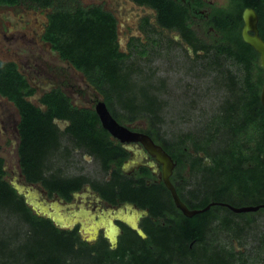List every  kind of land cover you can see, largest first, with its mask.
Returning a JSON list of instances; mask_svg holds the SVG:
<instances>
[{"label": "trees", "instance_id": "trees-1", "mask_svg": "<svg viewBox=\"0 0 264 264\" xmlns=\"http://www.w3.org/2000/svg\"><path fill=\"white\" fill-rule=\"evenodd\" d=\"M134 1L156 11L157 24L146 17L142 26L145 32L177 31L196 57L204 58L213 52L214 66L227 58L242 69L243 77L239 78L230 69L222 72L216 68V72L223 74L218 83L224 84L227 96L201 129L172 138L165 136L161 115L165 102L158 96L160 86L148 82L150 75L141 78L145 79L141 85L136 83L134 77L142 71L134 64H126L132 52L120 47L118 19L104 3L0 0V6L23 5L46 12L43 40L84 75L119 122L126 124L144 117L148 124L146 133L177 159L180 197L191 208L203 209L215 204L187 216L175 205L164 184L149 187L144 181L120 179L119 174H114L112 180L97 182L86 174L64 175L60 173L61 166L53 170L50 160L59 153L60 159H70L69 145H62L64 137L94 155L106 171L112 156L123 149L114 147L107 138L110 133L102 126L94 107L74 105L60 88L45 92L38 99L40 105L32 102L30 98L35 96L36 88L16 62L0 59V96L10 101L19 113V164L26 181L40 183L50 195L58 193L67 200L72 192L90 183L109 200L119 196L121 201L136 202L141 208L150 209V215L141 223L147 238L123 225L125 233L116 247L103 236L95 243L89 242L82 239L78 227L60 228L52 219L37 214L24 194L5 178V159L0 155V216L3 213L16 216L26 226L22 233L16 230L10 235L1 230L0 264H260L257 257L264 259V255L261 257L264 229L253 236L255 256L237 250L233 244L227 246L219 239V233L226 231L241 242L243 234L251 228L247 227L251 225L248 215L264 213V206L237 213L224 204L236 207L264 204L261 101L264 67L259 53L242 35L243 12L253 8L259 15L258 26L264 38V0H229L228 7H215L211 23L223 33L217 41L209 42L200 38L192 27V12L182 0ZM148 39L153 47L159 45L160 39ZM131 40L129 49L134 47L142 56L148 54L149 44L134 37ZM139 47L143 48L138 50ZM199 61L197 66L203 63ZM163 84L162 80L160 85ZM61 120L68 122L65 129L58 123ZM187 165L190 176L183 175Z\"/></svg>", "mask_w": 264, "mask_h": 264}, {"label": "rangeland", "instance_id": "rangeland-1", "mask_svg": "<svg viewBox=\"0 0 264 264\" xmlns=\"http://www.w3.org/2000/svg\"><path fill=\"white\" fill-rule=\"evenodd\" d=\"M85 5L89 4H107L114 9V13L118 19L119 41L122 50L132 52L127 59L126 64H134V67L141 69L142 74L134 77L137 84L141 85L145 79H141L148 75L151 76L148 82H153L156 86H160L159 98L165 102L161 115L164 123L162 132L164 131L167 138L173 135L184 133L188 130H199L209 122L211 116L217 112L219 106L227 96L226 87L221 82L222 72L230 69L232 73L238 74L239 78L242 69L232 62L230 59L222 58L220 64L214 66L212 63L215 56L211 52L207 57L198 58L194 55L191 48L182 41L178 32H152L142 29L141 20L147 15L154 14L151 9L144 10L142 7L133 5L129 0H81ZM218 8L228 7L229 0H211ZM152 16V15H151ZM47 22L46 12L29 10L23 5L17 7H0V59L13 60L19 64L20 70L26 75L30 83L36 88L35 96L31 97V101L40 105L38 99L41 95L54 88H60L68 95H72L75 105L90 106L95 105L94 99H102V96L96 93L94 87L84 75L77 71L67 61L60 58L59 54L52 50L51 45L42 40V33ZM136 30L135 35H129L128 30ZM130 36L127 40L126 37ZM137 38L147 45V55H140L134 47L129 49V42L132 38ZM149 37L160 39L159 45L152 46ZM172 37L174 40L169 41ZM222 35L214 34L210 40L220 39ZM139 41V40H138ZM138 41L136 42L137 44ZM139 46H141L139 44ZM143 47H139L141 50ZM198 58V59H197ZM201 60L202 65H196ZM201 71V72H200ZM206 72V73H205ZM198 74L200 76H198ZM147 78V77H146ZM217 79V80H215ZM163 85H160L161 81ZM224 80V78L222 79ZM138 93V92H136ZM85 103V105H84ZM119 108V106L117 105ZM121 113L123 111L121 110ZM124 119V118H122ZM132 125H141L146 127L147 120L142 117ZM19 113L15 106L6 98L0 96V155L5 159V178L11 183L19 186L21 193L34 211L43 214L40 198L29 196L30 192L38 191L36 184L33 186H25L22 183L23 175L19 164V133H18ZM61 122V121H60ZM63 146L71 145L70 142L63 140ZM64 153V150H63ZM85 155V156H84ZM61 157L60 153L54 160H50L53 169L61 166L66 175H74L84 173L94 178L100 173V163L96 158L92 159L85 154V151L72 152L69 160ZM88 159V160H87ZM189 165L183 170L187 176L189 174ZM192 182L188 188L193 185ZM23 187V189L21 188ZM39 193V192H38ZM59 205V204H57ZM49 207V206H46ZM62 206H60L61 208ZM86 211V206L82 207ZM73 209H60L62 221H66V216L71 214ZM48 212L53 213V210ZM94 212L88 215V219H82L81 225L86 227L83 235L86 239L92 241L96 236L97 228L95 222L99 221L94 218ZM251 227L248 232L244 233L241 242L237 238L228 235L226 231L219 233V239L227 246L234 245L237 250H244L247 254L255 256L256 249L255 239L253 236L258 235L264 229V213L251 214ZM255 220H253V219ZM86 220V221H85ZM242 222V221H241ZM63 224V223H62ZM66 225V224H64ZM1 230L5 234H14L16 230L22 233L26 230V226L20 222L19 218L8 213L0 216V235ZM256 233H255V232ZM23 235L21 236V239ZM264 254H261V257ZM260 264H264V259L257 257Z\"/></svg>", "mask_w": 264, "mask_h": 264}, {"label": "flooded vegetation", "instance_id": "flooded-vegetation-1", "mask_svg": "<svg viewBox=\"0 0 264 264\" xmlns=\"http://www.w3.org/2000/svg\"><path fill=\"white\" fill-rule=\"evenodd\" d=\"M128 2H131V0H129ZM182 2L186 3L187 6L189 7L190 11L192 12L191 13L192 14V18H191L192 27L197 31L200 38H203L209 42V41H212L209 38H211V36H213V33L217 34V35L220 33L222 35L223 32L221 33V31L218 30L211 23L212 22L211 21L212 15L214 14L215 7H216L214 5L213 1H211V0H182ZM131 3L134 6L137 5V6L142 7L144 10L151 9L154 11V14H151L152 16L147 15L144 18H142V20H141L142 26H143L144 19L146 17L150 18L151 23L157 24L156 23V11L154 9H152L148 6L139 5L134 0H132ZM106 5L107 4H104L105 8L112 10V12L114 11L113 7H111V6L109 7ZM0 7H2V6H0ZM6 7H8V6H6ZM12 7H17V6H12ZM29 10L41 11V10H37V9H33V8H31ZM157 28L160 29L159 26ZM44 29H45V27H44ZM135 31L136 30H131L129 28L127 33H129L130 36L131 35L133 36L136 33ZM163 31L169 32L167 30H163ZM175 32H177V31H175ZM178 34L181 37L179 32H178ZM42 35H43V33H42ZM42 35H41V37H42ZM130 36L126 37V40ZM118 37H119V30H118ZM42 40H43V38H42ZM181 40L183 41V38ZM44 42H46V41H44ZM46 43H48V42H46ZM121 44H122V42H121ZM121 44H120V47H121ZM8 61H13V60H8ZM14 62H16V61H14ZM18 68L20 70L19 64H18ZM68 96L70 97L71 102L73 103L72 95H68ZM99 100L100 99H94L95 105ZM84 105H85V103H84ZM95 105L83 106V105L78 104L77 106H79V107H94V109H95ZM134 122H137V121H134ZM134 122H131V123L129 122V123H126L125 125H128L130 127V129L133 131L146 133V131H145L146 127L141 126L139 124L138 125H132V123H134ZM58 123H59L60 127L63 129H65L67 124H68V122L62 121V120H61V122L58 121ZM107 138L113 142L114 147H117L120 149L122 148L123 151H120L119 153H117V156H112L111 161L109 162V167H108L107 171L104 169V167L101 165V163L99 161L101 172L98 173L97 177L92 178L93 180L95 179V181H97V182H102L104 180H112L114 178V174H119L120 179L122 177L123 179L128 178V179H133V180L135 179L138 181H144L145 184L148 185L149 187H153L155 184H157V185L158 184L159 185L164 184L166 186V184L164 182V178H163V168H164L163 164L154 155H152L141 142L121 141V140L113 137L111 134L108 135ZM151 138L154 140L155 143L161 145L153 137H151ZM63 140L71 143V145H69V147H70V150L72 152H74V151L78 152V150L84 152V150H82L81 148L74 145L73 141L69 140L68 137H64ZM161 146L165 149V147L163 145H161ZM167 152L170 154L169 151H167ZM85 154L87 156H90L94 160L96 159V157L94 155L93 156L89 155V153H86V152H85ZM171 157L175 161V166H174L173 173L171 174L170 178H171V181L175 185L176 190L178 192L179 190L177 189V187H178V185H179L178 183L180 181V177H177V174H176L178 161L172 155H171ZM58 168L59 167H56L53 170L58 169ZM60 168H61L60 173L66 175L63 172V168L62 167H60ZM189 169H190V167H189ZM80 174H84V173H80ZM76 175H78V174H76ZM183 175L187 176V174H185L184 172H183ZM23 180L24 181L22 183L30 185V186L38 184L37 185L38 187H36V188H38L39 190L35 191V192L31 191L29 196L31 197V199H33L34 197L36 198L35 194H36V192H39V197H37V198H40V200L42 201V204L49 206V207H46V206L41 207V211L43 214H40L39 212L35 211L37 214L52 219L53 222L55 223V225L59 226L60 228L73 229L74 227H78V231H79L82 239H85L89 242L95 243L101 236H103V237H106L108 239L111 246L116 247L119 239L125 233L123 225L130 226L125 220H123V219L127 220V218H129L128 215L131 216L133 214L135 207L130 206V204H135L140 210H149L148 214L144 213L142 215V217L140 218V221H139V226L145 232L141 223L143 222L145 217L150 215L149 207L141 208L140 206H138V204L136 202L121 201L119 196H117L115 199H112L114 201L109 200L102 194L101 191L94 188L93 185H91L90 183H85L80 190L72 192L71 199L67 200V199L63 198L62 196H60L58 193H54V194L50 195L48 190L44 186H42V184H40V183L27 182L26 179L24 178V176H23ZM133 182H135V181H133ZM99 185H101V184H99ZM14 186H15V184H14ZM170 193H171V191H170ZM162 195L164 197H166V194L163 191H162ZM171 195H172V193H171ZM179 196H180V194H179ZM182 201L188 206V204L186 203L185 200L182 199ZM174 203H175V201H174ZM57 204H59V205H57ZM60 206H62L61 208L63 210L66 208L73 209L71 211V214H69L70 213L69 212L68 215L66 216L67 222L62 221V219H61V215L59 214L60 209H61ZM84 206H86V208H88L89 210L86 211L84 208H82ZM189 208L190 209H197V208H191V207H189ZM130 209H131V211H130ZM49 210H53V213L48 212ZM91 212H94V214H93L94 218L96 217L99 220V221L95 222V224H97V223H99V224H98L97 233L95 235L96 237L92 241L85 238V236L83 235V230L86 229V227L84 226V228H83V226L81 225V222H82L81 220L82 219L87 220L88 215H91ZM167 215L171 216V213L167 212ZM172 215H173V213H172ZM68 219H71V220L73 219V221H72L73 223L71 222L72 224H70V222H68ZM111 219L114 220V223L120 228V232H118V235H117V242H115V243L112 242L111 239L109 238V236L107 235L106 232H107L108 228L104 224L105 222H107V223L110 222ZM152 219L154 221L157 220L156 218H152ZM64 224H66V225H64ZM95 226H97V225H95ZM147 236L148 235L146 234V237H144V238H147Z\"/></svg>", "mask_w": 264, "mask_h": 264}, {"label": "water", "instance_id": "water-1", "mask_svg": "<svg viewBox=\"0 0 264 264\" xmlns=\"http://www.w3.org/2000/svg\"><path fill=\"white\" fill-rule=\"evenodd\" d=\"M243 19H244V26L242 29V35L244 40L249 43L260 55L261 65L264 67V38L260 34L258 22H259V15L253 8H246L243 12ZM261 101L264 105V84L261 91ZM95 110L101 120L102 126L115 138L121 141H136L141 142L146 149L154 155L161 163L163 164V178L167 188L171 191L172 196L174 198L176 206L182 210V212L187 216H193L198 212L205 211L210 207V205L215 204L211 203L207 207L203 209H190L180 198L175 185L171 181V174L173 173V169L175 166V161L171 157V155L159 144L155 143L154 140L146 133L136 132L130 129L128 125H124L120 123L111 113L110 109L108 108L106 102L103 99H100L96 105ZM20 138V136H19ZM21 175L22 172H21ZM16 186V185H15ZM27 186V184H25ZM18 191L21 193L19 186H16ZM23 189V187H21ZM36 197H39V193L36 192ZM34 195V196H35ZM225 205L229 206L234 212H249V211H256L263 205H248V206H232L230 204L224 203ZM130 206L135 207L133 214L131 216L128 215L129 218L123 219L125 220L132 228L136 229L138 233L146 237V233L143 229L139 226L140 218L144 213L148 214L149 210H140L135 204H130ZM131 211V209H130ZM53 216V215H52ZM132 217V218H131ZM73 219H68V222L72 224ZM67 222V221H66ZM72 222V223H71ZM97 223L95 227H98ZM107 230V235L111 239L112 242H117V235L120 232V228L114 223V220H110V222L104 223Z\"/></svg>", "mask_w": 264, "mask_h": 264}, {"label": "clouds", "instance_id": "clouds-1", "mask_svg": "<svg viewBox=\"0 0 264 264\" xmlns=\"http://www.w3.org/2000/svg\"><path fill=\"white\" fill-rule=\"evenodd\" d=\"M119 121V120H118ZM121 123V122H120ZM123 124V123H122ZM125 125V124H124Z\"/></svg>", "mask_w": 264, "mask_h": 264}]
</instances>
